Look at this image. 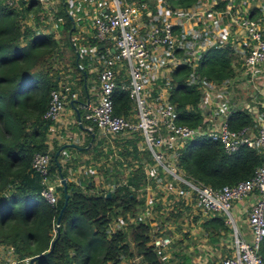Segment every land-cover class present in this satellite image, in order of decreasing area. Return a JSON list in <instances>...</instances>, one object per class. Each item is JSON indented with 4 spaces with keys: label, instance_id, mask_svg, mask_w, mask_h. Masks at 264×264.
<instances>
[{
    "label": "trees",
    "instance_id": "trees-1",
    "mask_svg": "<svg viewBox=\"0 0 264 264\" xmlns=\"http://www.w3.org/2000/svg\"><path fill=\"white\" fill-rule=\"evenodd\" d=\"M201 1L165 0L163 5L173 10ZM20 2L23 4V1ZM225 2L218 0L213 6L222 8ZM31 6L28 3L19 10L6 0H0V244L12 246L17 260L38 256L33 262L35 264H120L122 258L134 256L139 257L136 264H163L159 262V252L149 245V222H141L135 214L142 203V199L137 197V189L143 188L146 183L141 163L135 167L132 165L126 183L118 181L121 171L112 169L113 177H109L108 183L114 187L102 193L92 191L91 186L81 189V184L92 182L90 178L79 179L80 183L75 182L76 185L72 180H65L68 196L58 226L54 229L63 205L62 185L56 187L59 194L56 202L50 204L40 193V176L31 168L30 160L35 152L48 149L46 138L53 122L42 115L49 91L57 86L60 77L57 70L52 69V55L57 44L51 35L36 33L34 27L22 20L32 9ZM62 12L57 13L64 15ZM65 17L63 27L67 32H73L70 19ZM36 24H40L38 17ZM63 40L66 46L71 47L68 37ZM72 53L74 61L77 53L73 49ZM233 59L236 60V56L229 44L214 42L199 53L193 70L186 62L175 67L169 98L176 104L177 121L189 125L200 123L203 114L197 107L201 93L197 84L231 77ZM75 64L78 65L77 61ZM83 71L86 73L87 68ZM83 71L77 80L79 84L83 80ZM190 72L194 82L187 79ZM186 104L191 106L189 110L185 108ZM129 107L127 92L117 90L113 94V113L125 116ZM228 122L231 128H238L249 125L251 119L245 109L235 106L228 115ZM131 136L135 140L140 138L138 132L131 133ZM111 137L120 139L123 135ZM127 144L136 151L135 142L127 139L121 144V155L128 152ZM57 149L55 145L50 153L49 173L54 175L56 172L64 177L65 169L61 165L58 169L55 163L58 160V155L54 159ZM140 153L148 157L145 158L148 165L152 164L146 149ZM262 157L263 153L258 148L242 145L236 151L226 153L218 141L194 137L183 148L178 164L193 181L218 188L251 176ZM107 192L110 196H106ZM181 215L182 211L174 208L161 220L157 218L161 223L165 220L170 224L177 222ZM116 216H120L125 224L123 228L109 232L108 227ZM202 227L206 229L209 241L217 239L219 230L226 232L229 229L224 217L217 213L205 220ZM259 253L264 262V236ZM183 259L189 260L185 255Z\"/></svg>",
    "mask_w": 264,
    "mask_h": 264
},
{
    "label": "built area",
    "instance_id": "built-area-1",
    "mask_svg": "<svg viewBox=\"0 0 264 264\" xmlns=\"http://www.w3.org/2000/svg\"><path fill=\"white\" fill-rule=\"evenodd\" d=\"M12 1L6 0L8 3ZM104 1L109 3L108 12L99 10ZM217 1L203 0L192 5V8L173 10L156 3L152 11L151 7H138L135 0H93V3L90 0L92 9L87 17L91 19L95 31L94 39L102 41L109 36L111 46L103 47L104 56L95 71L97 82L93 87L94 98L82 106V118L88 121V131L94 127L110 136L139 133L140 146L137 145V149H146L152 160L150 165L142 164L147 184L145 191L154 183L164 188L174 185L176 197L188 199L207 216L217 213L224 217L230 232L228 241H223L228 252L216 255L214 264H264L259 253L264 236V109L258 110L253 106V102H264V23L260 16H253V5L246 10L240 7L247 0H226L224 7L215 8L213 5ZM155 12L158 14H153ZM204 13L211 17H225V22L220 21L219 24L228 31L219 39L222 41L220 44H229L236 60L231 63L233 74L228 79L200 81L197 84L201 92L197 107L203 115L200 123L189 125L176 120V104L169 98L170 82L177 65L186 62L193 70L201 52H196L197 57L193 62L178 58L181 56L179 48H182L187 37L183 32L190 25L185 16L189 14L191 19H200ZM205 20L206 17L202 19L204 27ZM71 21V27L75 29L73 17ZM72 42L79 57L81 53L91 55L96 52L97 47L90 50V45L83 48L84 45L78 44L74 38ZM121 74L124 79H120L119 86L127 92L133 104V118L113 113V92L118 87L117 78ZM187 79L195 81L191 72ZM237 87L247 91L244 94L246 98L232 102ZM253 91L257 93L255 96ZM75 98L77 92L71 88L70 82L58 83L49 91L42 117L55 123L66 103ZM235 106L247 111L251 119L249 125L230 127L228 115ZM190 107L189 104L185 105L187 110ZM258 112L260 114L257 115ZM253 118L257 122L256 130H253ZM53 128L54 125L51 131ZM194 137L218 141L226 153L234 152L242 145L258 148L263 153L261 163L251 176L232 184L213 188L195 182L184 174L178 164L183 148ZM50 160V150L35 152L30 166L40 176L41 195L54 204L59 196L56 187L62 183L59 175L49 173ZM125 180L121 182L126 183ZM243 198L252 199L245 216L248 239L239 232L232 210V204ZM147 208L150 209L145 206ZM138 219L145 222L147 215H141ZM148 222L149 245L161 255V250H166L173 242L172 236L163 232L160 221L152 222L149 218ZM57 226L58 223H55L54 229ZM112 231L113 228L109 232Z\"/></svg>",
    "mask_w": 264,
    "mask_h": 264
},
{
    "label": "crops",
    "instance_id": "crops-1",
    "mask_svg": "<svg viewBox=\"0 0 264 264\" xmlns=\"http://www.w3.org/2000/svg\"><path fill=\"white\" fill-rule=\"evenodd\" d=\"M20 1H23V4ZM153 1H156V0H139V2L135 0V4L138 7H143V6L150 7V2H153ZM83 2L84 0H19L16 2L18 6L16 8L21 10L23 6H26L28 3H30L32 5L31 6L32 9L30 10L29 13H27V15L29 16L31 15L36 24L37 17L39 18L40 22L43 20L44 17L47 20L53 19L54 15L58 11H60V6H62V10H63L62 13H64V15L65 14L71 15V17H73V21L75 22L74 26L76 27V29H79L78 31L75 32L76 42H78V44H83L84 45L82 46L83 48L90 45L88 47L90 48V50H93L97 47L98 49L97 48L95 49L96 50L95 53H100L102 56H104L105 51L103 50V47H105V45L111 46V39L109 38V36H106V38H104V40L102 41L99 39L97 40L94 39L95 31L91 24V19L87 17V14L85 15L83 13L85 9L81 10L80 8L83 6ZM91 2L93 3V0H91ZM250 2H252V5H253L252 10H253V14H255V17L260 16L261 20H263V23H264V12H263L264 11V0H250ZM108 5L109 3L104 1V3L100 6L99 10L101 12H108ZM47 11L50 12V14H48ZM44 13H47V14H44ZM28 20H30V18ZM63 24H60V25L63 27ZM56 25H59V23H57ZM220 26H223V25L219 24L217 27L220 28ZM214 41H217V40L215 39ZM87 54H89V51ZM92 70H93L92 68H89L87 69L86 73L83 71L84 72L83 80L80 84L76 83V88H74V85H73L75 84V82L70 80L71 88L77 92V98L70 99L69 102L66 103L65 105L66 107L63 110L60 118L58 119V121L53 123L54 130L49 132L46 138V143L48 144V150H53V147L56 145L58 146L59 149L62 147L58 153L59 156L63 157L67 153H70L71 158H75V156H80V155L85 156V154L90 156L91 151L93 149L95 150L94 148L95 144H102L103 146L99 150L103 152H108V154L107 153L103 154V157H108L111 154V149L113 147L121 145L123 142H125L128 139V140H132L135 142L136 151H137L138 150L137 145L140 146V138L135 140L134 137L131 136V134H124L123 138L115 139L111 137L110 135H105V133L103 134L100 131H97V129H95L94 127L92 128L91 131H88L86 129V126L88 125V121L82 118V112H83L82 106L86 103L87 100L91 101L94 98L92 93H93V87L96 85L97 80H96V73H94L95 78L92 79L90 75ZM120 78H121V75L118 76L117 78L118 87L114 90L113 94H115L117 90L120 92L125 91L121 89L119 86L121 84L120 82L122 81L120 80ZM61 82H64V81H61ZM66 82H69V81H66ZM246 93L247 91H245L243 88L237 87V91L234 93L232 102L240 101V98H246V95H244ZM129 102H130V107L126 110L125 116L129 118H133L134 107L130 99H129ZM260 105L263 107L264 102L263 101L260 102ZM258 114L260 113L258 112L257 115ZM74 124L79 127V132L71 129V127L74 126ZM252 125H253V130H256L257 122L254 118H253ZM85 137L87 138L84 143ZM89 142L90 144H88ZM76 146H78L79 148H77ZM126 147L128 149H131L130 145H127ZM86 149H88V151H85ZM75 150L77 151L79 150L80 154L77 155ZM104 155H107V156H104ZM82 160H83L82 158L78 159L76 160V163H81ZM142 160H144V162H141ZM92 161L93 159L89 160L88 162L86 160H83L82 163H89ZM136 162L141 163V165L147 164L145 162V159L142 157L141 153H140L139 159L136 158L135 162H132L131 165L133 164L135 165ZM71 163H74V162L70 160L68 163L62 162V164L60 163V165H62V167L67 169L70 167L69 165ZM131 165L129 167L130 169L132 168ZM81 169L87 170V166L77 165V171H80ZM120 177L122 176L118 177V181H120L119 180ZM70 179H73V177H70ZM108 179L109 177H107V182H109ZM146 185L147 184L145 183V186ZM155 185L156 183L154 184V192H156V190L160 192L158 195L159 197L158 205L161 206L162 208L161 213L158 215V217H160V220H161V217H164L170 210H173L174 208L182 211V215L179 218H177V222L175 223L172 222L170 224L165 220L162 221V223L160 222L162 225L163 232L168 233L172 236L173 242L170 246H174V247L176 246V249L180 246L177 250H179L180 252H183L184 255L187 256L189 260H192V261H195L194 256H191V253L188 252L187 250H191L192 252L194 251L198 252V254L196 255V260H198L197 263H181V264H214L213 262L216 260V257H215L216 255L226 254L228 252L227 249L225 248L223 241L224 240L228 241L230 237L229 229L226 230V232L219 230V235H217V239L215 241H209L210 239H208L207 231L206 229L202 227V223L205 220L212 218L213 214L211 216L210 215L207 216L201 213L200 211L199 213H197L195 211L196 208L194 207L191 201H189L186 198L176 197L174 195L173 193L174 185H171L169 187L167 186L165 188L162 185H159L160 188L156 187ZM152 187L149 186L146 192L142 194L143 198H145L146 195L149 194ZM251 200H252L251 198H243V199H239L235 201L232 204V210L237 220L239 232L244 236L245 239L249 238L248 226L245 221V216H246V211L248 209V205L250 204ZM154 207H157V206L154 205ZM150 219L152 220V222H155V220L159 221L157 217L154 218L153 216ZM129 220H132V218H129ZM124 224L125 223L122 221V218L120 216H116V219L111 223V226L109 227L110 228L115 227V229L123 228ZM167 230H169L170 232H167ZM185 246L187 247L185 248ZM138 261H139V257L134 256L132 258L129 257L128 259L122 258L119 263L120 264H131L134 262V264H136L138 263ZM27 262H28L27 259L17 260L16 255L13 252L12 246L0 244V264H27Z\"/></svg>",
    "mask_w": 264,
    "mask_h": 264
},
{
    "label": "rangeland",
    "instance_id": "rangeland-1",
    "mask_svg": "<svg viewBox=\"0 0 264 264\" xmlns=\"http://www.w3.org/2000/svg\"><path fill=\"white\" fill-rule=\"evenodd\" d=\"M19 0H13L11 3H8L10 6L12 7H18L16 2ZM89 0H84L83 2V6L80 7L81 10L85 9L84 14L86 15L87 13L90 12V10L92 9V4L88 3ZM158 1V2H157ZM15 3V4H14ZM156 3H161L160 5L163 6L162 4L164 3V0H156L153 2H150V7H154V9L156 8ZM21 4V3H20ZM19 4V5H20ZM243 10L248 9L249 6H252V2H250V0H247L245 4L240 5ZM159 8V6L157 7V9ZM192 8V6L190 7ZM62 10V6H60V11ZM48 14H50V12L47 11ZM44 13V14H47ZM153 14H158V12H155ZM69 19L70 22L71 21V15H67L65 14ZM165 15V14H163ZM25 18H23L22 20L25 21V23L28 26H31V28L35 29L36 33L38 32H45L46 34L51 35V38L55 40L56 42V47L54 49V54L52 55V59L54 58V62L52 65V69L57 70L58 74H59V79H58V83L61 81H69L72 80L73 82H75L74 88H76V83L77 80L79 79L81 72L83 71V68H92V72L90 73L92 79L95 78V74L96 73V69L100 67V63L102 61V55L100 53H94L91 55H84L83 53H81V57L76 55V58L74 61L73 60V53H72V49L73 51H75L74 48V44L71 41V38L73 40L76 39V31H78L79 29H74L73 32L68 31L67 29L64 27H62L60 24H63L66 21V17L63 14H59L56 13L53 17V19L47 20L45 17L43 18V20L40 22V24H35L33 17L30 15H26L24 16ZM177 17V16H175ZM206 17V26H203V22L202 19ZM30 18V20H28ZM185 19L190 21V25L187 27V29L183 32V34L185 36H187L185 39V41H183V45L182 48H179L181 50V56H179L178 58L180 60H182L183 58H187L190 62L195 59L197 57L196 52L198 51H202L204 48H206L207 46H209L211 43H213V41L216 39L219 42H222L219 40V38L224 37V35L227 33L228 29L223 28V26L217 27V25L219 24L220 21H224L225 22V17H211L209 15H207V13H204V16H202L200 19H197L194 17V19L190 18V15H186ZM33 20V21H32ZM57 23H59V25H56ZM36 25V26H35ZM73 24H71L72 26ZM213 26V28L211 27ZM67 32V33H66ZM36 33L34 35H36ZM71 36V38H70ZM68 37V42L70 43L72 49L70 46H66L65 42H64V38L66 39ZM80 37V35H79ZM69 45V44H68ZM82 50V49H81ZM194 56V57H193ZM77 61L78 65L75 64V62ZM193 62V61H192ZM120 79H124V75L121 74V78ZM257 93L254 91L253 92V96H255ZM253 106H255V108H257L258 110L260 109H264V106H260L259 103H254L253 102ZM260 108V109H259ZM264 111V110H263ZM72 130H76L79 132V127L76 126L74 124V126L71 127ZM98 131V130H97ZM84 140V143L86 141ZM86 145V144H85ZM129 145V144H127ZM102 144H95L94 148L91 151V155L88 156L87 154H85V156L80 155V156H75V158H71L70 153H67L65 156H59L58 155V160L59 163L62 164V162H69L70 160L74 163H71L69 166V168H64L66 171V175L64 177H62L64 180H72L73 183H77L79 184V179H85L88 180L89 178L92 179V182H85L83 185L81 184V189L84 190L87 187H90L92 189V191L96 192V193H102L105 190H112L113 189V185L108 184L107 182V177H110L112 179L113 177V173L111 172L112 169H116L118 168L121 171V176L119 178V180L121 181L122 179H126L129 177L130 174V165L132 162H135V159L138 158L140 156V150L138 151H133L132 148L128 149V152L121 155L119 153V150L121 149L122 145H118L116 147H113L111 149V154L108 157H103V154H100L99 149L102 148ZM70 152V151H69ZM76 154L79 155L80 151L75 150ZM51 153V152H50ZM51 156V154H50ZM142 157L145 159H148V157H145L144 155H142ZM83 159L86 160L87 162L89 160H92V162L89 163H82L83 160L81 161V163H76V160L78 159ZM65 160V161H64ZM119 164H116L118 163ZM141 162H144V160H142ZM137 162L135 163V165L133 164V166H136ZM77 165H86L87 166V170H80L77 171ZM62 166V165H61ZM114 166H116L115 168H113ZM132 166V165H131ZM106 170L108 171L107 173H104L103 171ZM56 175H59V173H56ZM70 177H73V179H70ZM159 179V177L157 178ZM125 180V181H126ZM60 181H61V177H60ZM156 182V180H155ZM75 183V185H76ZM123 183V182H120ZM155 184V183H154ZM154 184L152 185V189L149 192V194L146 195L145 198L142 197V194H144L145 188H139L137 189V197L138 199H142V203L139 204L138 209L136 211V217H140L141 215H144V217H146L147 215V222L148 219L151 218L152 216L154 218H156L162 211L161 206L159 207H154V205H158V201H159V191L156 190V192H154ZM156 187H159V184L155 185ZM145 206L150 207V209H145ZM195 211L197 213H199L198 209H195ZM133 219V217H132ZM158 219V218H157ZM115 229V227H113ZM113 229V230H114ZM108 231H111V228L108 227ZM172 244V243H171ZM170 244V245H171ZM180 247V246H179ZM178 247V248H179ZM177 248V249H178ZM176 249V246H169L166 250H161V255H159V262L163 263V264H181V263H197L198 260H196V255L198 254L197 251L192 252L191 250H187L188 252L191 253V256H194V260H184L183 256L180 257L181 255H184L183 252H180L179 250Z\"/></svg>",
    "mask_w": 264,
    "mask_h": 264
},
{
    "label": "water",
    "instance_id": "water-1",
    "mask_svg": "<svg viewBox=\"0 0 264 264\" xmlns=\"http://www.w3.org/2000/svg\"><path fill=\"white\" fill-rule=\"evenodd\" d=\"M88 144H90V142H89ZM76 147L79 148L78 146H76ZM61 148H62V147H61ZM61 148H60V149H61ZM60 149L58 148V149L55 150V152H54V159H55V160H56V157H57V155H58ZM50 151L52 152V150H50ZM55 163H56V165L59 167V162H58V160H56ZM60 177H61V183H62L63 205L61 206V208H60V210H59V214H58L57 217H56V220H55L56 223L59 222V216H60L61 210H62L63 206L65 205L66 200H67V196H68V194H67V192H66V184H65V180L62 178V177H63L62 175H60ZM106 196H110L109 192L106 193ZM51 246H52V243H51ZM37 257H38V256H32V257H29V258H28V262H27V264H33V262L35 261V259H36Z\"/></svg>",
    "mask_w": 264,
    "mask_h": 264
},
{
    "label": "clouds",
    "instance_id": "clouds-1",
    "mask_svg": "<svg viewBox=\"0 0 264 264\" xmlns=\"http://www.w3.org/2000/svg\"><path fill=\"white\" fill-rule=\"evenodd\" d=\"M60 165V164H59ZM62 185V184H61Z\"/></svg>",
    "mask_w": 264,
    "mask_h": 264
}]
</instances>
